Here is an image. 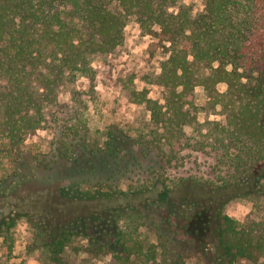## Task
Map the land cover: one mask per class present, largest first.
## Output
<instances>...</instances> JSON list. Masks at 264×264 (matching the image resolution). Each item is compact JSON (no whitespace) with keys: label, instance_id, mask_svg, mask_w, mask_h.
<instances>
[{"label":"trees","instance_id":"1","mask_svg":"<svg viewBox=\"0 0 264 264\" xmlns=\"http://www.w3.org/2000/svg\"><path fill=\"white\" fill-rule=\"evenodd\" d=\"M131 21L168 44L153 80L164 102L133 91L148 118L93 128L92 64ZM197 86L218 118L199 120ZM39 129L51 138L27 145ZM235 202L251 205L243 221L226 212ZM20 223L54 264L72 246L106 264H264V0L197 13L185 0H0V239ZM169 230L216 252H177Z\"/></svg>","mask_w":264,"mask_h":264},{"label":"rangeland","instance_id":"2","mask_svg":"<svg viewBox=\"0 0 264 264\" xmlns=\"http://www.w3.org/2000/svg\"><path fill=\"white\" fill-rule=\"evenodd\" d=\"M191 4L193 12L197 13L203 8V0H185ZM168 56V44L160 41L154 35L142 36L138 25L131 21L125 29V42L112 54L93 62L97 70V88L102 95L103 102L99 106H93L90 110L91 124L93 128H102L114 118L132 120L135 114L141 111L148 118L149 114L143 104L131 101L129 96L136 92L145 91L149 98L164 102L163 88L153 83L155 75L161 71V62ZM86 78H80L77 82L79 88L88 85ZM220 91H225L226 84L218 85ZM195 102L201 108L198 113L200 121L208 118H218L204 110L207 101L205 90L202 86L195 88ZM64 98V97H63ZM51 138V133L45 129H39L30 134L27 145L43 143ZM251 210V205L246 202H235L227 206L226 212L236 220L243 221ZM161 222L160 218L158 219ZM184 224V222H183ZM167 228V226H163ZM174 227H172L173 229ZM175 239L174 248L177 252L188 250L195 254L200 246L212 249V243L199 242L201 236L190 237L184 234L167 232ZM195 235V234H194ZM193 236V235H192ZM77 246L86 244L82 239L76 240ZM32 236L25 223H20L6 239H0V264H54L49 261L44 249L32 250ZM215 249V248H214ZM213 252V251H212ZM216 252V249H215ZM213 252V253H215ZM68 259L67 264H106L110 256L95 258L86 251H79L72 247L64 253ZM185 264H197L192 259ZM237 264H256L251 260L242 259Z\"/></svg>","mask_w":264,"mask_h":264},{"label":"water","instance_id":"3","mask_svg":"<svg viewBox=\"0 0 264 264\" xmlns=\"http://www.w3.org/2000/svg\"><path fill=\"white\" fill-rule=\"evenodd\" d=\"M212 247H213V244H212ZM212 251H213V252H215V249H214V248H212Z\"/></svg>","mask_w":264,"mask_h":264}]
</instances>
